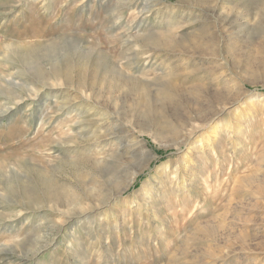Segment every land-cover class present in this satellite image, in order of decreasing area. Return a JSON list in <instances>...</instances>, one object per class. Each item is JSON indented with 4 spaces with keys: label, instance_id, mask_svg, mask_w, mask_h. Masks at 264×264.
<instances>
[{
    "label": "rangeland",
    "instance_id": "1",
    "mask_svg": "<svg viewBox=\"0 0 264 264\" xmlns=\"http://www.w3.org/2000/svg\"><path fill=\"white\" fill-rule=\"evenodd\" d=\"M256 6L0 0V264H264Z\"/></svg>",
    "mask_w": 264,
    "mask_h": 264
},
{
    "label": "bare ground",
    "instance_id": "2",
    "mask_svg": "<svg viewBox=\"0 0 264 264\" xmlns=\"http://www.w3.org/2000/svg\"><path fill=\"white\" fill-rule=\"evenodd\" d=\"M245 9H247V8H245ZM248 11V14L246 15L247 17H251V16H255V15H257L258 13H261V11L262 12H264V8H259V7H253L252 9H248L247 10ZM243 15H245V14H243ZM241 17V16H240ZM243 20V19H242ZM253 20V19H252ZM254 24L255 23H253L252 21H250L249 19L247 20V21H238L237 23H236V25L234 26L235 27V30L233 31V32H235V34H236V37L237 38H242V33H245V34H250V31H248L249 29L251 30V28H253V26H254ZM264 35V34H263ZM249 37V36H248ZM263 38H264V36H262ZM204 52H207V50H204ZM208 53L209 54H216V53H218V52H216L215 50H213V52H209L208 51ZM204 55H206V54H204ZM229 55L231 56V54H230V47H229V50L227 51V53L225 54V57H229ZM221 56V55H220ZM63 68V67H62ZM69 69V68H68ZM65 70V69H64ZM68 71V70H67ZM64 73V72H63ZM62 73V74H63ZM67 73V72H66ZM14 74V73H13ZM46 76V75H45ZM53 76V75H52ZM4 77V76H3ZM48 77V76H47ZM50 78V77H49ZM52 78V77H51ZM61 78V77H60ZM230 79H231V77H230ZM52 80V79H51ZM60 80V79H59ZM62 80V79H61ZM8 81V80H7ZM210 81H211V79H210ZM41 82V81H40ZM58 82H60V81H58ZM57 82V83H58ZM18 83V82H17ZM23 83V82H22ZM25 83V82H24ZM42 83V82H41ZM44 83V82H43ZM211 83L212 82H210V85H211ZM6 84V83H5ZM47 84H49V83H47ZM56 84V83H55ZM61 84V83H60ZM19 85V84H18ZM20 86V85H19ZM25 86V85H24ZM53 86V85H52ZM23 87V86H22ZM32 87V86H31ZM30 87V88H31ZM24 88V87H23ZM27 89V88H26ZM77 89V88H76ZM30 90V89H29ZM32 91V90H31ZM85 92V90L83 91V93ZM174 95L176 94V88L173 90V92H172ZM231 95V92L230 91H228V90H226V88L224 87V85L222 86H220L219 87V89H215V91L213 92V97H214V100H215V103H219V101H221V100H223V98H228V96H230ZM19 97V96H18ZM17 97V98H18ZM88 99V98H87ZM15 101V100H14ZM215 103L212 105V103L211 104H209L210 106L206 109V110H208V111H210L211 110V107H213L214 105H215ZM226 104V103H225ZM220 105V104H219ZM218 105V106H219ZM5 107V106H4ZM10 107H7V108H5V109H3L2 108V110H1V112H3V113H6L7 111H8V109H9ZM218 107H216V109H217ZM93 109V108H92ZM220 109V108H219ZM214 112V111H213ZM207 113V112H206ZM96 114V113H95ZM100 114V113H99ZM211 116V115H210ZM205 117V116H204ZM166 122V121H165ZM189 122V121H188ZM224 124V123H223ZM226 124V123H225ZM189 125V124H188ZM160 126V125H159ZM163 126V125H162ZM171 126H172V124H171ZM175 126V125H174ZM194 126V125H193ZM90 127V126H89ZM170 127V126H169ZM190 128V127H189ZM129 130V129H128ZM192 130V129H191ZM127 132V131H126ZM189 133V132H188ZM131 134H132V132H131ZM155 134V133H154ZM153 134V135H154ZM131 136V135H130ZM155 136V135H154ZM117 138V137H116ZM141 138V137H140ZM128 141H129V143H127V145H126V147H128V148H132L133 150L134 149H136V148H138L141 152H142V140L141 139H138V138H136V135H132L131 137H130V139H128ZM102 147H103V145H102ZM118 147V146H117ZM106 149V148H105ZM117 150V149H116ZM137 150V149H136ZM119 151V150H118ZM137 152V151H136ZM123 153V152H122ZM117 154V153H116ZM103 162H105V163H107V162H111L109 159H108V161H107V159H104L103 160ZM133 168V167H132ZM132 171H134V170H132ZM235 172H237V166L235 167ZM134 175H135V173H133V175L131 176V178H130V182L134 179ZM242 178L240 179L239 177H235L234 178V183H233V187H232V190L234 191V193H235V195L236 194H238V192L241 190V188L243 187V186H241L242 185ZM263 184V183H262ZM79 199V198H78ZM74 201V200H73ZM72 201V202H73ZM82 201H84V200H82ZM75 202H77V201H75ZM89 202V201H88ZM74 203V202H73ZM13 207V206H12ZM68 212V211H67ZM264 224V223H263ZM182 264H185V262H183Z\"/></svg>",
    "mask_w": 264,
    "mask_h": 264
}]
</instances>
